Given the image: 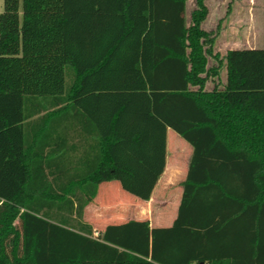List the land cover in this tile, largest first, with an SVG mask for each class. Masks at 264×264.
<instances>
[{"label": "trees", "instance_id": "obj_1", "mask_svg": "<svg viewBox=\"0 0 264 264\" xmlns=\"http://www.w3.org/2000/svg\"><path fill=\"white\" fill-rule=\"evenodd\" d=\"M188 1L4 0L0 264H264V48L215 51ZM168 128L194 149L173 224L95 235L102 183L150 200Z\"/></svg>", "mask_w": 264, "mask_h": 264}, {"label": "crops", "instance_id": "obj_2", "mask_svg": "<svg viewBox=\"0 0 264 264\" xmlns=\"http://www.w3.org/2000/svg\"><path fill=\"white\" fill-rule=\"evenodd\" d=\"M193 153V146L168 128L166 168L147 202L125 191L119 181L102 183L97 197L85 208L84 213V219L94 227L95 235L110 224H122L130 220H149L151 227L171 226L178 215L184 193L183 183Z\"/></svg>", "mask_w": 264, "mask_h": 264}, {"label": "rangeland", "instance_id": "obj_3", "mask_svg": "<svg viewBox=\"0 0 264 264\" xmlns=\"http://www.w3.org/2000/svg\"><path fill=\"white\" fill-rule=\"evenodd\" d=\"M206 3L211 9L203 27L216 35L215 51L224 55L232 48H264V0H207ZM195 8L196 0H189V19ZM3 10L4 0H0V14ZM222 79L226 80L225 69Z\"/></svg>", "mask_w": 264, "mask_h": 264}]
</instances>
